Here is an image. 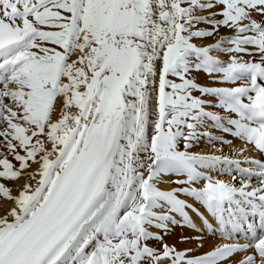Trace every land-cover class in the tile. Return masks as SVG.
Returning <instances> with one entry per match:
<instances>
[{
	"label": "snow or ice",
	"instance_id": "6c2138e0",
	"mask_svg": "<svg viewBox=\"0 0 264 264\" xmlns=\"http://www.w3.org/2000/svg\"><path fill=\"white\" fill-rule=\"evenodd\" d=\"M165 262L264 264V0H0V264Z\"/></svg>",
	"mask_w": 264,
	"mask_h": 264
},
{
	"label": "bare ground",
	"instance_id": "6f19581e",
	"mask_svg": "<svg viewBox=\"0 0 264 264\" xmlns=\"http://www.w3.org/2000/svg\"><path fill=\"white\" fill-rule=\"evenodd\" d=\"M203 27V26H202ZM221 32L224 33L226 32L225 29H221ZM214 38H209V40L207 42H212ZM224 58V57H221ZM199 82L201 83H206L208 85L211 86H235V85H230V84H219L216 83L214 84L211 80V78L207 77L206 75H201L199 77ZM209 111H215L217 113H221L224 112V114L228 113L226 112V110L221 109V108H208ZM222 114V113H221ZM209 126H211V123L209 122ZM210 132L213 133V135H217V132L214 130H209ZM225 140H230L232 141L230 144H221V143H210L208 141V139H200L198 142H196L193 146V148L191 149V151L195 152V153H202V154H215V155H221V156H228L231 159H243L242 156L237 155L238 152H240L242 149H244L246 147V145L244 144V142L236 137H231V136H224ZM244 156H247L248 158H256V159H262L261 155H259L257 152L249 150V151H245L244 152ZM243 167H250L251 165L248 164H244L242 165ZM227 165L224 164H218L213 170H211L210 172H208V175H211L213 177V179H230L231 177L228 175H224L223 172L224 170L227 168ZM234 169V166H232ZM254 167V166H253ZM172 180L175 179H182V177H176L173 176L171 177ZM206 183V181H201L200 184ZM253 183H257L256 180H253ZM199 186V185H197ZM162 187H165L166 189L170 190L173 187H180V185H176V184H167V185H162ZM181 198L186 199L189 203H194V201L189 198V197H184L182 196ZM199 206V205H197ZM190 211V215H192L194 221L197 223L198 227L201 225V221L199 219V217L196 216L195 213ZM201 211H203V208H201ZM176 215V214H174ZM177 220L181 219L178 215H176ZM171 229L173 230L172 232H170L168 235L164 236L165 242L170 243H176L178 245L179 250H185L188 248H193L196 247L194 244L191 243H186V242H182L180 240V238L182 236H193L195 235V231L189 227H180L179 225H170ZM156 228L151 229V231H155ZM187 229H191L193 231H189ZM191 234V235H189ZM164 235V233H163ZM209 239L208 241L205 243V246L203 248H198L196 247V252L197 254H202L205 251L211 250L212 246L215 244H220V243H226V242H231V241H225V240H221L218 236L217 237H212L211 233H208ZM239 242L243 243L244 240L241 241V239L239 238ZM188 246V247H187ZM166 264V262H165Z\"/></svg>",
	"mask_w": 264,
	"mask_h": 264
},
{
	"label": "rangeland",
	"instance_id": "374dc122",
	"mask_svg": "<svg viewBox=\"0 0 264 264\" xmlns=\"http://www.w3.org/2000/svg\"><path fill=\"white\" fill-rule=\"evenodd\" d=\"M197 95H199L198 93H197ZM211 109V108H210ZM212 110H213V108H212ZM215 112V111H214ZM222 113V114H221ZM221 113H219L220 115H222V116H226L227 114H224V112H221ZM192 199V198H191ZM185 228V227H184ZM186 229V228H185ZM187 230H191V229H187ZM189 235H191V234H189ZM209 237V236H208ZM167 243V242H166ZM168 244H170V245H174L177 249H179L178 248V245L176 244V243H173V242H170V243H168ZM157 247H158V245H156ZM188 247V246H187Z\"/></svg>",
	"mask_w": 264,
	"mask_h": 264
}]
</instances>
